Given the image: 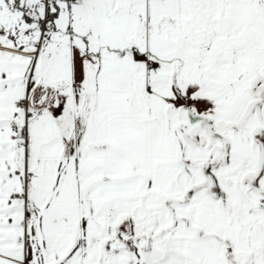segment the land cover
<instances>
[{
  "label": "snow or ice",
  "instance_id": "snow-or-ice-1",
  "mask_svg": "<svg viewBox=\"0 0 264 264\" xmlns=\"http://www.w3.org/2000/svg\"><path fill=\"white\" fill-rule=\"evenodd\" d=\"M0 264H264V0H0Z\"/></svg>",
  "mask_w": 264,
  "mask_h": 264
}]
</instances>
